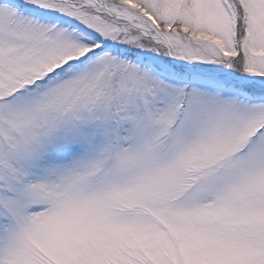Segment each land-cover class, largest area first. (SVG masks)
I'll list each match as a JSON object with an SVG mask.
<instances>
[{
  "label": "snow or ice",
  "instance_id": "6c2138e0",
  "mask_svg": "<svg viewBox=\"0 0 264 264\" xmlns=\"http://www.w3.org/2000/svg\"><path fill=\"white\" fill-rule=\"evenodd\" d=\"M0 264H264V0H0Z\"/></svg>",
  "mask_w": 264,
  "mask_h": 264
}]
</instances>
